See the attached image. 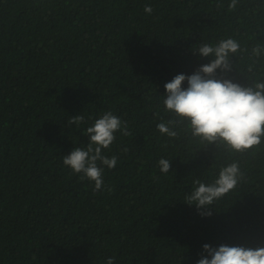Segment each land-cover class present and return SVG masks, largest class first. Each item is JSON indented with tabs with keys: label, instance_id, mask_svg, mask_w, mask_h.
I'll list each match as a JSON object with an SVG mask.
<instances>
[{
	"label": "trees",
	"instance_id": "obj_1",
	"mask_svg": "<svg viewBox=\"0 0 264 264\" xmlns=\"http://www.w3.org/2000/svg\"><path fill=\"white\" fill-rule=\"evenodd\" d=\"M231 4L0 0V264H197L205 244L264 247V137L243 151L202 141L162 102L167 82L214 59L201 46L227 39L239 50L215 78L264 83V0ZM106 111L129 135L103 150L118 163L95 192L63 157L87 147L86 128ZM79 114L80 127H67ZM232 163L237 184L211 216L185 203L194 180L214 183Z\"/></svg>",
	"mask_w": 264,
	"mask_h": 264
},
{
	"label": "clouds",
	"instance_id": "obj_2",
	"mask_svg": "<svg viewBox=\"0 0 264 264\" xmlns=\"http://www.w3.org/2000/svg\"><path fill=\"white\" fill-rule=\"evenodd\" d=\"M236 6L232 0L231 8ZM143 11L151 15L150 4ZM239 50V43L233 39L220 41L215 47L203 45L199 54L203 57L214 56L209 64L199 67L194 74H178L165 84L163 105L167 112L175 113L181 119L190 122L192 134L202 141L214 143L222 141L230 149L243 151L261 143L264 137V83L255 87H243L231 80L215 78L216 70H228L229 54ZM257 55L261 49L253 50ZM187 81V87L183 85ZM83 115L71 116L67 127L74 124L78 129L84 122ZM169 122L157 124L161 135L174 138L177 133L169 127ZM129 135L126 122L112 111L104 112L94 123L87 127L85 135L90 137L86 148L75 147L70 154L64 155L63 164L80 179L94 184V191L104 187V168L114 169L118 157L104 155L103 150L110 149L116 140V133ZM127 151V149H124ZM102 165V166H101ZM158 167L168 174L171 161L161 158ZM239 175V166L232 163L220 170L214 183L206 184L199 179L193 181V191L185 196V203L195 205L201 216H211L213 202L235 188ZM115 257H109L106 264H114ZM197 264H264V247L250 248L222 244L213 247L203 245V253Z\"/></svg>",
	"mask_w": 264,
	"mask_h": 264
}]
</instances>
